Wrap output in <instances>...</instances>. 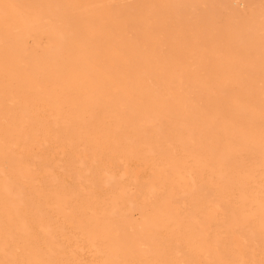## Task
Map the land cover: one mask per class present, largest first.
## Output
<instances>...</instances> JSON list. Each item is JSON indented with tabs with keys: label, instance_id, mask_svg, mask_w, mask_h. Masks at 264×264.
Masks as SVG:
<instances>
[{
	"label": "bare ground",
	"instance_id": "6f19581e",
	"mask_svg": "<svg viewBox=\"0 0 264 264\" xmlns=\"http://www.w3.org/2000/svg\"><path fill=\"white\" fill-rule=\"evenodd\" d=\"M12 1L0 264H264V0Z\"/></svg>",
	"mask_w": 264,
	"mask_h": 264
},
{
	"label": "rangeland",
	"instance_id": "374dc122",
	"mask_svg": "<svg viewBox=\"0 0 264 264\" xmlns=\"http://www.w3.org/2000/svg\"><path fill=\"white\" fill-rule=\"evenodd\" d=\"M7 3H9V4H7ZM10 3H12V7H11V4ZM13 5H14V3H13V1L12 0H0V8L2 9V10H6V11H10V10H12V8H13ZM7 7V8H6ZM8 9V10H7ZM51 141V142H50ZM47 144V145H46ZM57 143L56 142H54L53 140H49L47 143H45V146L42 148V150H43V154H44V156L46 155V158L47 159H49V160H54V161H56V160H58L59 159V164H60V162L62 163V164H60V165H63L62 167H65V164H66V167L68 166V168L66 169V171L64 170V169H62V168H58L57 169V172H58V174L61 176V177H63L67 182H71L72 183V181L74 180V178H71V177H74L75 175L72 173L71 175H70V171H69V166H70V164H71V162H72V160L71 159H73L74 158V152H72V151H68V149H64V150H62L63 148H61L58 144L56 145ZM46 147V149H44ZM55 148V149H54ZM57 148V149H56ZM59 149V151H58V153H56L57 151H55V150H58ZM47 150H49V151H47ZM62 151H64V152H62ZM53 152H54V154H53ZM53 154V155H52ZM52 155V156H51ZM62 155H63V157H62ZM54 156H55V159H54ZM61 158H60V157ZM53 157V158H52ZM51 158V159H50ZM71 160V161H70ZM137 161V162H136ZM67 162H68V164H67ZM137 165V167H136V165ZM140 164H142V165H140ZM135 165V166H134ZM142 166V167H141ZM128 167H129V171H130V173H129V175L128 176H126V178L128 179L127 180V183H129V184H131L129 181V179H131L132 180V178L134 177L135 178V176L137 175V173H138V179L139 180H146V178L151 174V166L150 165H145L143 162H141V161H139V160H137V159H131V160H129L128 161ZM135 167H136V169H135ZM140 167V168H139ZM143 167H145V168H143ZM64 170L63 172H61L60 173V170ZM141 169H143V171L141 170ZM61 170V171H62ZM134 171H135V173H134ZM64 174H66V175H64ZM74 175V176H73ZM68 178H67V177ZM70 177V178H69ZM71 179V180H70ZM70 180V181H69ZM97 190L99 191V194H103V188H100V187H98L97 188ZM85 255H86V257H88L87 259H89V254H86L85 253ZM92 258V256H90V259Z\"/></svg>",
	"mask_w": 264,
	"mask_h": 264
}]
</instances>
